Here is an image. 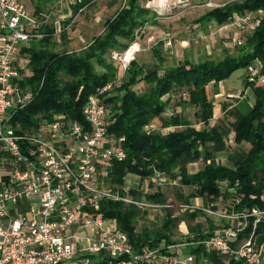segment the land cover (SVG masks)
Instances as JSON below:
<instances>
[{"label": "built area", "instance_id": "2783aa9c", "mask_svg": "<svg viewBox=\"0 0 264 264\" xmlns=\"http://www.w3.org/2000/svg\"><path fill=\"white\" fill-rule=\"evenodd\" d=\"M173 4L164 8L171 11ZM263 16L261 8L235 13L215 32L225 30L240 46L257 29ZM45 24L24 0H0V264H94L92 255L103 253L110 257L109 264H209L203 250H177L188 244H202L207 252L221 255L226 263L234 259L243 264H264V239L256 231L264 219V206L236 208L245 195L240 191L239 180L228 186V197L220 196L223 206L181 204L184 209L202 210L223 221L213 235L202 240L135 250L116 218L98 213L105 198L148 205L130 196L129 187H125V194L114 190L106 181L107 170L103 166L110 159L123 160L127 156L125 136L116 137L108 131L111 110L105 98L115 93L138 53L149 48L142 43V34L147 33L149 44L163 42L167 47L174 46L168 33L157 37L151 32V21L141 25L124 48L112 51L114 62L119 64L117 73L89 95L83 107L85 123L55 113L41 117L30 129L14 127V112L33 97L29 87H20L23 74L17 54L24 44L44 36ZM194 40L199 42V38ZM246 73L248 81L264 87L261 60L251 62ZM181 96L188 99L186 91ZM230 96L241 100L245 91ZM156 129L155 123L144 127L146 133ZM226 142L230 147L237 145L234 133ZM155 177L164 176L157 172ZM263 177L264 173L253 182ZM248 226L250 232H246Z\"/></svg>", "mask_w": 264, "mask_h": 264}, {"label": "trees", "instance_id": "16d2710c", "mask_svg": "<svg viewBox=\"0 0 264 264\" xmlns=\"http://www.w3.org/2000/svg\"><path fill=\"white\" fill-rule=\"evenodd\" d=\"M95 1H78L73 15L66 19L65 25L71 23L81 8ZM260 8L264 9V0H230L208 10L201 18L223 24L235 13ZM155 20L156 15L151 7L142 6L140 0H128L126 6L106 21L104 33L95 37L83 54L56 50L58 40L55 28L46 23L42 28L44 36L34 39L30 46L23 48V52L29 54L31 74L23 76L19 84L22 88L29 87L33 91V97L14 112L11 120L14 127L17 130L30 129L38 124L41 117H51L55 113H64L71 119L85 123L83 107L89 95L114 79L117 73L118 65L106 57L109 49L125 47L128 42L123 44L119 38L130 42L141 25ZM59 34L66 39V27ZM93 58L103 67L102 71L96 70ZM256 59L264 63V16L257 29L240 45L237 55L228 54L220 60L206 59L198 62L186 59L182 63L164 67L160 63L159 68L150 71L138 61H132L116 93L105 98L112 112L108 131L116 137L125 136L123 147L127 152L123 160L113 158L104 164L106 179L114 190L126 193L124 184L128 173H136L141 179H147L155 177L159 172L170 179L179 178L182 184L193 187L186 197L187 201L195 196H203L207 201L213 202L210 205L218 208L215 202L222 195L228 197V186L239 180L240 191L245 195L236 208L245 209L254 205L263 207L264 177L259 182L253 181L259 171L264 173V87L247 80L246 87H254L255 102L249 109H238L235 112V140L237 143L248 141L251 144L235 166L217 162V152L226 145V131L219 125H210L215 102L209 85L213 83L215 90H218L220 81L238 67L246 68ZM141 81L148 84L143 92L134 88ZM176 89L188 93V99L182 100L197 108L196 114L204 126L198 127L180 113L162 115L170 100L166 96ZM157 116L163 117L164 126L177 128L167 132L156 130L146 133L144 127ZM198 160L203 161L200 169L189 173L186 164ZM223 182L227 185L222 186ZM129 191L136 198L144 195L152 202L166 203L165 194L160 189L147 193L136 188H130ZM140 212L138 205L134 203L111 198L103 199L98 211L102 216L116 218L119 227L128 233L135 250L144 246L156 247L163 240L165 245L178 242L164 231H156L154 234L139 232L136 220ZM201 214L205 213L202 210L186 211V215L191 218ZM174 220L175 217L169 213L162 228L169 230ZM214 228L211 225V229L204 232L198 223L190 228L194 234L193 237L188 236L187 241L210 237L214 234ZM250 231L251 226H248L246 232ZM256 231L264 239V219L258 224ZM202 250L209 258V264H243L234 259L226 263L221 255L207 252L202 244L188 245V251L199 253ZM94 256L99 257V264L110 263V257L104 253L92 255Z\"/></svg>", "mask_w": 264, "mask_h": 264}, {"label": "rangeland", "instance_id": "374dc122", "mask_svg": "<svg viewBox=\"0 0 264 264\" xmlns=\"http://www.w3.org/2000/svg\"><path fill=\"white\" fill-rule=\"evenodd\" d=\"M24 1L31 8H39L40 17L45 20L47 24L55 26L59 30L66 27L67 37L66 39L60 38L58 46L55 47L56 50H68L70 52L83 54L91 45L95 37L104 33L106 21L113 18L120 9L126 6L128 0H96L92 4L85 5L81 11L77 12L71 23L67 26L65 25L66 19L73 15L74 6L77 5L79 0ZM182 1L183 2H180V0H166L159 2L158 0H140L142 6L151 7L155 12V15L158 16L155 22H152L151 32H154L157 37H161L168 33L174 40V46L170 48L163 42L149 44L147 33L142 34L141 41L145 42V45L149 48L138 53L135 61H138L144 66L147 71L159 68L160 63L161 66L164 67L166 65L182 63L186 59L193 62L206 59L220 60L228 54L237 55L239 53V45L235 44L231 38H227L215 32V30L220 27V23L214 20H203L201 18L208 10L230 0ZM168 3H175L173 4L171 11L164 8V5H167ZM217 26L219 27L217 28ZM195 38H199L198 43L195 42ZM119 39L123 44L129 42L128 39ZM185 41H187V44ZM122 48H110L106 54L107 59L109 61H114L112 51ZM159 57H161L162 61ZM93 62L97 71L103 70V67L95 58H93ZM119 69L122 71L121 67H119ZM225 81L228 85L234 87L235 90H238L237 92H243L244 90L242 89L246 88L247 83L246 68L243 66L238 67L225 79ZM147 87L148 84L145 81H141L134 86L139 92L145 91ZM209 89L211 95H213L211 85H209ZM181 92L182 90L180 89H176L173 92V100L169 105L170 109L175 113L181 114V112H183L195 125L200 127L204 126V123L198 119L195 107L185 104L183 101L184 99L181 98ZM247 95L249 100H252L255 97L254 87L251 85L247 90ZM250 96L252 99H250ZM233 98L238 100V98ZM224 105L225 106H223L220 111H216L215 114L217 117L214 120H216L218 124L220 122V127L227 133H230L231 126H233L232 121L236 117L235 112L238 110V106L235 104L229 111L225 110L224 113L227 104L224 103ZM110 113L112 114V112ZM232 149V151L227 149V151H231L229 152L230 154L228 153V156L245 151L244 148H241L238 145ZM219 160L221 162L223 161L221 157ZM200 165H202V163ZM200 165L191 166L190 169L194 171L200 167ZM153 178L141 179L137 177L134 180L127 177L124 184V187L126 188L136 187L139 188V190L142 188H148L149 191L160 189L164 192L166 197L167 205L160 209L138 205L141 210L136 220L138 231L145 234H154L156 231H164L171 235L173 239H177V241L187 240V237L184 235H187L186 233L189 232L190 227L195 225L196 222L193 218L186 215L187 209L182 208L181 204L195 203L193 202L195 199H190L189 201L186 200L187 195L192 192L193 187L182 184L179 178ZM129 195L132 194L129 193ZM142 198L143 196L140 198L137 197L136 199L145 200ZM145 201L148 202L147 200ZM196 204L202 205L201 203ZM169 213L175 217V220L170 229L167 230L162 228V224ZM199 217H201V225L203 226H206L208 220L211 221V217H206L205 214ZM98 258L99 257L95 256L92 257L94 264H99Z\"/></svg>", "mask_w": 264, "mask_h": 264}, {"label": "crops", "instance_id": "0c3cea01", "mask_svg": "<svg viewBox=\"0 0 264 264\" xmlns=\"http://www.w3.org/2000/svg\"><path fill=\"white\" fill-rule=\"evenodd\" d=\"M29 7V6H28ZM32 11H34L36 14H37V16L38 17H40V9L39 8H31V7H29ZM38 9H39V11H38ZM44 17V16H43ZM42 17V18H43ZM41 18V17H40ZM50 26H52V25H50ZM54 28H55V34H56V39L59 41L60 40V34H59V32H61V30H59L58 28H56L55 26H53ZM219 26H217V28H218ZM216 31V30H215ZM219 35H222V36H225V37H227V38H230L231 36L229 35V37L227 36L228 35V33H226V31L224 30V31H219V32H217ZM227 34V35H226ZM147 39H148V37H147ZM32 42H33V40H31V41H29L28 43H26V44H24L21 48H20V50H19V52H18V54H17V62H18V64L21 66V72H22V77L23 76H25V75H28V74H31V70H30V68H29V65H28V62H29V54L28 53H26V52H23V48L24 47H28V46H30L31 44H32ZM186 42V44H187V41H185ZM144 45H145V42H142ZM247 74V73H246ZM211 85V87H212V91H213V95H212V97L214 98V102H215V107H214V114H213V116H212V118H211V120H210V125H219L220 124V122H219V124H218V122H216V120H214V119H216V111L217 110H221L222 109V107L223 106H225L224 105V103H226L227 104V106H226V108L224 109V113H225V110H227V111H229L230 109H231V107H233L235 104H237V106H238V109H240V110H242V111H244V110H247V109H249V107H251L252 105H253V103L255 102V97L252 99L251 98V96H250V99H252V100H249V98H248V95H247V90L249 89V87L250 86H248V87H246L245 89L243 88L242 90H244L245 91V97L243 98V99H241V100H235L234 98H232L230 95L231 94H233V93H236L238 90H235L234 89V87H231L230 85H228V83L225 81V79L224 80H222V81H220L219 82V84H218V90H215V87H214V84L212 83V84H210ZM26 88H28V87H26ZM232 89H234V90H232ZM166 98H169L170 100H169V104H168V106H167V108H166V110L163 112V116H168L169 115V111L171 110L170 109V104L172 103V100H173V92L172 93H170V94H168L167 96H166ZM181 98H182V96H181ZM185 104H188V103H185ZM239 104V105H238ZM189 105H191V104H189ZM191 106H193V105H191ZM193 107H195V106H193ZM195 109H197L196 107H195ZM218 111V112H219ZM181 114H183V115H185L183 112H181ZM185 117H187L186 115H185ZM187 118H189V117H187ZM231 118H233V117H231ZM162 119H163V117L161 118V116H157V117H155L149 124H151V123H155L156 125H158V128L156 129L157 131H161V132H167V131H169V130H173V129H175V128H177V126H164L163 125V122H162ZM190 119V118H189ZM236 119V118H235ZM234 119V120H235ZM191 120V119H190ZM234 120L232 121V122H234ZM202 122V121H201ZM205 125V124H204ZM198 126V125H197ZM220 126V125H219ZM198 127H200V126H198ZM202 127V126H201ZM155 130V131H156ZM234 133V137H235V131H234V127L233 126H231V129H230V133ZM230 133H225L226 135H225V141L227 140V137L229 136V134ZM240 146L241 148H244L245 149V151H241V152H238V153H236L235 155H231V156H228V153L229 152H231L233 149L232 148H235L236 146ZM237 145L236 146H234V147H230V146H228L227 145V142H226V145H225V148L223 149V150H221V151H218L217 152V154H216V160H217V162L218 163H221V164H224V165H227V166H231V167H233V166H235L236 165V161L241 157V156H243V154L244 153H246L248 150H249V148L251 147V144L248 142V141H242L241 143H237ZM227 149H230L231 151H227ZM230 154V153H229ZM226 156V157H225ZM222 158L223 159V161L221 162L220 160H219V158ZM202 160H198V161H192V162H188L186 165H187V170H188V172L189 173H194V172H197L199 169H200V167L202 166V165H200L201 163L203 164V161L201 162ZM200 163V164H199ZM194 165H200V167H198L197 169H195L194 171L193 170H191L190 169V167L191 166H194ZM104 168H105V166H103ZM176 171H178V170H176ZM262 175H263V173L261 172V171H259L258 173H257V178H260V177H262ZM127 177H130L131 179H136L137 177H139V178H141L140 177V175H138V174H136V173H128L127 175H126V179H127ZM155 178V177H154ZM153 178V179H154ZM150 179H152V178H150ZM106 181L108 182V180L106 179ZM112 186V185H111ZM113 187V186H112ZM130 188H132V187H130ZM136 188V187H135ZM136 189H138L139 190V188H136ZM145 190V191H144ZM141 191L143 192V193H147V192H152V191H149V189L147 188V189H144V188H142L141 189ZM131 196V195H130ZM134 197V196H133ZM134 198H136V197H134ZM142 199H145V200H147L148 202H147V204L148 205H146V207H154V208H157V209H160L161 207H156L155 205L156 204H166V203H159V202H152V201H150V200H148L144 195H143V198ZM191 199H195L193 202H195V203H201L202 205H210V204H213V202H209V201H207L206 200V198H204L203 196H195V197H192ZM144 200V201H145ZM220 200V199H219ZM216 201L215 203H217L218 204V207H220V206H223V203L222 202H220V201ZM204 214H201V215H199V216H203ZM199 216H197V217H195V218H193V220L196 222V224L195 225H193V226H191V227H194V226H196L198 223L200 224V227H201V230L202 231H204V232H208L210 229H211V225H213L215 228H214V232L215 231H217L221 226H222V224H223V221H221L219 218H217V217H214V216H207V215H205L206 217H211V221H207V224H206V226H203V225H201L202 223H201V217H199ZM213 218V219H212ZM190 227V228H191ZM84 232H85V230H82V234H84ZM87 232H90V231H86V233ZM140 232V231H139ZM186 232V231H185ZM193 231H190L189 230V232H187L186 234L187 235H184V236H186V237H188V236H191V237H193V234L194 233H192ZM169 235V234H168ZM171 236V235H170ZM172 238V237H171ZM173 239V238H172ZM174 240H177V239H174ZM184 242H188L187 240H181V241H178L177 243H184ZM192 242V241H191ZM166 243L164 242V240L163 241H161L160 243H159V245L158 246H160V245H164V246H166L165 245ZM168 245H170V244H168ZM188 245H191V244H188ZM188 245L187 246H179V247H177V250H183V251H188ZM151 247V246H150ZM155 247V246H154ZM80 264H83V263H80Z\"/></svg>", "mask_w": 264, "mask_h": 264}]
</instances>
